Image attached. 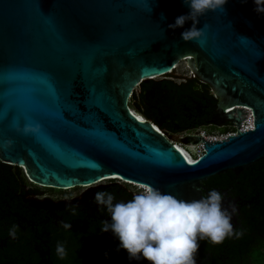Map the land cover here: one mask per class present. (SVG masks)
<instances>
[{"label": "water", "instance_id": "95a60500", "mask_svg": "<svg viewBox=\"0 0 264 264\" xmlns=\"http://www.w3.org/2000/svg\"><path fill=\"white\" fill-rule=\"evenodd\" d=\"M254 8L252 0H228L224 12L200 17L197 28L208 25L201 46L181 40L191 21L168 28L189 13L182 0H0V162L21 168L42 188L88 185L73 199L25 201L62 210L110 179L190 201L207 195L202 183L210 177H237L264 160V14ZM183 60L217 99L208 124L235 128L220 139L208 140L198 128L177 140L203 146L193 164L129 105L136 87ZM245 107L253 126L242 131ZM215 190L236 223L239 199Z\"/></svg>", "mask_w": 264, "mask_h": 264}, {"label": "trees", "instance_id": "16d2710c", "mask_svg": "<svg viewBox=\"0 0 264 264\" xmlns=\"http://www.w3.org/2000/svg\"><path fill=\"white\" fill-rule=\"evenodd\" d=\"M129 105L166 134H189L198 128L207 135L235 131L230 123L221 128L208 124L216 115L217 99L211 87L195 77L143 82L133 91ZM107 182L95 188L83 203L49 211L32 207L25 197L63 196L66 190L33 185L21 168L0 162V264H38L41 259H48L49 264H128L118 239L111 232H101L102 222L111 218L104 206L96 204L94 194L110 192L115 204L131 200L136 190L134 185L116 179ZM202 185L209 191L232 186V196L239 199L233 229L243 235L226 238L219 245L199 241L197 264H264V160L237 177L227 172L210 177ZM42 189L47 193L42 194ZM64 223L71 227L65 229ZM13 225L18 229L15 238L8 234ZM58 243L65 246L63 259L55 251Z\"/></svg>", "mask_w": 264, "mask_h": 264}, {"label": "clouds", "instance_id": "9594fccd", "mask_svg": "<svg viewBox=\"0 0 264 264\" xmlns=\"http://www.w3.org/2000/svg\"><path fill=\"white\" fill-rule=\"evenodd\" d=\"M227 2L182 0L189 7V13L178 16L168 28H182L191 21L192 26L181 33V40L185 43L194 41L202 46L208 25L198 29L199 18L208 12H224ZM239 2L243 4L248 0ZM252 2L254 11L264 14V0ZM147 10L150 12L151 8ZM161 18L164 19L163 16ZM25 131L34 129L26 128ZM134 187L136 194L127 202L114 204L115 196L107 191L94 194L96 204L104 206L111 218L110 222H102L101 232H111L119 241V249L124 250L130 260L143 259L147 264H197L199 241L207 240L219 245L226 238L235 235L238 239L243 235L242 232H234L232 217L222 207V195L216 190L209 191L200 199L186 201L170 193H162L150 184L137 183ZM62 226L65 229L71 227L67 223ZM17 231V226L13 225L8 234L15 238ZM55 251L61 259L67 254L62 243L57 244Z\"/></svg>", "mask_w": 264, "mask_h": 264}, {"label": "rangeland", "instance_id": "374dc122", "mask_svg": "<svg viewBox=\"0 0 264 264\" xmlns=\"http://www.w3.org/2000/svg\"><path fill=\"white\" fill-rule=\"evenodd\" d=\"M167 77H169V78L171 77V79H177L179 81H183V80H185L187 78H192V72L189 70V67H188V64H187L186 60H183V61L178 63L176 68L170 74H168V75H166L164 77L157 78V79H164V78H167ZM247 115H248V113L245 112L244 118ZM166 135H168L170 140L175 145L180 147L182 149V151H184V153L190 159H193L194 155L197 157V154L199 153V151L197 150L196 147H194V145H191L189 143L185 145V144H182L181 142H177V140L183 139L187 135V133H184V132L172 133V134L169 133V134H166ZM108 183L109 182H107V180H105V181L99 183L98 185H102L103 186L104 184H108ZM118 183H123V182L119 181ZM42 191H43L42 194L47 193V191L45 189H42ZM85 191H86V188H78L77 190H67L63 196H61L60 194H56L54 197L46 195V196L39 197V199L47 197V198L52 199L54 201H58V199L69 200V199H73V198H76V197H80L82 194L85 193Z\"/></svg>", "mask_w": 264, "mask_h": 264}, {"label": "built area", "instance_id": "2783aa9c", "mask_svg": "<svg viewBox=\"0 0 264 264\" xmlns=\"http://www.w3.org/2000/svg\"><path fill=\"white\" fill-rule=\"evenodd\" d=\"M244 110L248 113V115L244 118V120L240 124V129L242 131L243 130L252 129V126H253V115L251 113V110L249 108H247V107H245ZM231 134H234V132L233 133H227V134H224V135H219V134L207 135L205 132H202V136L204 138L208 139V140L224 138L227 135H231ZM194 147H196L197 150L199 151V153L197 154V157H196V158H198L203 153V146L199 145V144H196V145H194Z\"/></svg>", "mask_w": 264, "mask_h": 264}, {"label": "flooded vegetation", "instance_id": "af4514ba", "mask_svg": "<svg viewBox=\"0 0 264 264\" xmlns=\"http://www.w3.org/2000/svg\"><path fill=\"white\" fill-rule=\"evenodd\" d=\"M225 124H227V123H225ZM204 186V185H203ZM206 187V186H205ZM217 188V187H216ZM216 188H211V191L212 190H215ZM206 189L208 190V188L206 187ZM229 195L232 197V198H237L238 199V197L237 196H232L233 194H234V192H232L231 191V189H232V186H230L229 188ZM208 192H209V190H208ZM86 201V200H85ZM235 217H236V215H235Z\"/></svg>", "mask_w": 264, "mask_h": 264}, {"label": "bare ground", "instance_id": "6f19581e", "mask_svg": "<svg viewBox=\"0 0 264 264\" xmlns=\"http://www.w3.org/2000/svg\"><path fill=\"white\" fill-rule=\"evenodd\" d=\"M239 108V107H238ZM233 109V108H232ZM246 112V111H245ZM142 119V118H141ZM157 129V128H156ZM181 153H182V155L185 157V159L187 160V161H189V160H192V159H190L185 153H184V151H182V149L180 148V147H178L177 145L175 146ZM193 161V160H192ZM114 178H116V177H114Z\"/></svg>", "mask_w": 264, "mask_h": 264}, {"label": "snow or ice", "instance_id": "6c2138e0", "mask_svg": "<svg viewBox=\"0 0 264 264\" xmlns=\"http://www.w3.org/2000/svg\"><path fill=\"white\" fill-rule=\"evenodd\" d=\"M136 119H137V120H141V117L137 115V116H136ZM141 122H143V121L141 120ZM250 126H251V125H250ZM188 163H189V164H193V163H195V161L189 160Z\"/></svg>", "mask_w": 264, "mask_h": 264}]
</instances>
